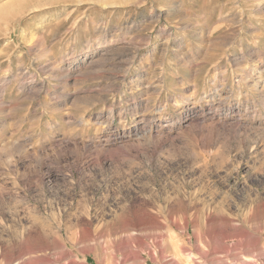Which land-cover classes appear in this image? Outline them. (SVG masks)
Segmentation results:
<instances>
[{
  "label": "rangeland",
  "instance_id": "rangeland-1",
  "mask_svg": "<svg viewBox=\"0 0 264 264\" xmlns=\"http://www.w3.org/2000/svg\"><path fill=\"white\" fill-rule=\"evenodd\" d=\"M0 264H264V0H0Z\"/></svg>",
  "mask_w": 264,
  "mask_h": 264
}]
</instances>
